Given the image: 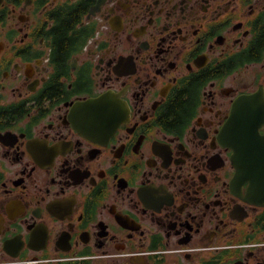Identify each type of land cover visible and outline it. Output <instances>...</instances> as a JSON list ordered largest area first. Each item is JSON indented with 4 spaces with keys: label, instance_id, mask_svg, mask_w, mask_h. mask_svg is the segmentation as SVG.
I'll return each instance as SVG.
<instances>
[{
    "label": "flooded vegetation",
    "instance_id": "obj_1",
    "mask_svg": "<svg viewBox=\"0 0 264 264\" xmlns=\"http://www.w3.org/2000/svg\"><path fill=\"white\" fill-rule=\"evenodd\" d=\"M246 125L264 0H0V264H264Z\"/></svg>",
    "mask_w": 264,
    "mask_h": 264
},
{
    "label": "water",
    "instance_id": "obj_2",
    "mask_svg": "<svg viewBox=\"0 0 264 264\" xmlns=\"http://www.w3.org/2000/svg\"><path fill=\"white\" fill-rule=\"evenodd\" d=\"M237 135L240 137L235 141V160L239 171L260 178V145L264 144V136L257 127L249 125L242 127Z\"/></svg>",
    "mask_w": 264,
    "mask_h": 264
},
{
    "label": "trees",
    "instance_id": "obj_3",
    "mask_svg": "<svg viewBox=\"0 0 264 264\" xmlns=\"http://www.w3.org/2000/svg\"><path fill=\"white\" fill-rule=\"evenodd\" d=\"M71 14H72L71 18L69 20L66 19V21L61 26H59L58 29H56L57 35L59 36L58 43L60 45V49H62V50L65 48V45L67 44V42L69 40V36L66 33V27H67V25H69L70 23H72L76 19L78 12L74 11Z\"/></svg>",
    "mask_w": 264,
    "mask_h": 264
}]
</instances>
